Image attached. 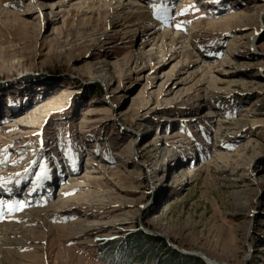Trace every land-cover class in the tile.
Masks as SVG:
<instances>
[{"label":"rangeland","instance_id":"1","mask_svg":"<svg viewBox=\"0 0 264 264\" xmlns=\"http://www.w3.org/2000/svg\"><path fill=\"white\" fill-rule=\"evenodd\" d=\"M137 2L159 32L186 37L190 63L171 50L137 66L155 27H116L115 13L78 0H0L18 17L0 14V192L22 211L74 198L4 252L31 253L21 264H106L101 249L141 229L227 264H264V0ZM202 63L217 80L206 89ZM68 174L83 186L65 193ZM10 208L0 226L22 213Z\"/></svg>","mask_w":264,"mask_h":264},{"label":"bare ground","instance_id":"2","mask_svg":"<svg viewBox=\"0 0 264 264\" xmlns=\"http://www.w3.org/2000/svg\"><path fill=\"white\" fill-rule=\"evenodd\" d=\"M36 1L37 0H30V2H36ZM137 1L138 0H78L79 4H77L76 7L81 8V10H82V8H84V10L85 9L89 10L91 13H96L98 16L103 15L102 14L103 11L105 13V16L110 15V17H112L113 14L115 13V15L117 16V21L120 22V23H116L117 24L116 27H119V26L120 27L122 26L125 28L134 27V29L135 28L139 29V27H140L139 30L144 32V30H146L147 27L154 26L155 30L149 31L148 35L146 34L147 38L143 43V45H144L143 48L141 50L139 49L137 51V53L134 54L133 60H134V64H136L137 66H138V63L140 61L145 63L146 61H150L151 59H154L157 57L161 59L162 56H167L168 53L171 52V50H173L172 51L173 54L171 52V55L180 57V59L183 60L184 62L190 63V59H191L190 55L191 54H189L187 49H186L187 45H188L187 43L185 44L186 37L182 34H177V33H174L172 31H167L166 29H165L166 31L159 32V30L162 28V25L159 23H158V25H156V24L152 25L150 23L149 13L147 12L146 7L138 4ZM62 3H65V1L64 2L62 1ZM51 7L52 8H50L49 13H54V10H53L54 6L52 5ZM111 9H112L111 12H113L112 15L110 14ZM0 14H4L5 16L6 15L7 16L12 15L14 18H18L16 13L11 12V10H7L5 8H2V6H0ZM41 14L43 15V13H41ZM244 17H246V16L243 15L242 19H244ZM117 21L114 20L113 22H117ZM122 29L116 28V30H114V32H113L114 34L106 33L105 39L107 40V39L114 38L116 36V34H119L122 32ZM149 45H150V48L146 49ZM160 62H162V60H160ZM103 65L107 66V63L103 64ZM212 68H213V66H211L209 64H205V63H202V65L200 67H198V70L200 72H203V75H204L203 78L206 79V86H204V88L205 87L208 88L207 85H211V86L214 85L215 81H217L216 79L214 80V78L212 76L208 77L209 76L208 75L207 77H205V75L209 74V72L212 71ZM204 79H200L197 82V85L203 84L202 81ZM245 112L249 113L250 110L247 108V110H245ZM262 123H263L262 118L254 117L251 119V125H253V126L254 125L255 126L260 125ZM20 128H21V126L19 125V129ZM21 130L22 129H20V131ZM131 149H132L131 146L126 144L123 147V149L121 151L122 153H120V156L123 153H129L131 151ZM214 156H215L214 158H217V159H224L225 158V155L222 153H218V154L216 153V155H214ZM58 163L61 164V162H58ZM127 163H130V161H128ZM64 168H65V165L63 166V169ZM85 170H86V172L84 173L83 177H84V179L89 180V178H92V177L87 176V173L92 174L93 171H91L90 169H87V168ZM46 172L47 171H45V173ZM183 174L186 175V172H184ZM68 175H70V174H68ZM44 176L45 177L41 180V183L37 187L38 190H41L42 184L46 183L45 186H43L44 189H42L43 194L47 193V191L50 192V190L52 189L53 182H54V179L53 180L51 179L50 174L44 175ZM68 177H69V180L66 181L68 183H65L63 192L67 193L69 191V189H74L77 187L80 188L81 186H83L80 184L78 185V182L75 179H73L71 175ZM58 180L59 179H57L56 182ZM48 181L49 182L52 181V182L50 184H48ZM47 185L49 186L50 189L46 188ZM0 189H2V188H0ZM4 189L5 188H3V190ZM11 190H12V188H11ZM2 194H3V196H2ZM4 194H6V195H4ZM84 194L85 193H81V195L79 196L78 199L89 200L91 194L89 193L90 196L87 193L85 195ZM7 195L8 196L10 195V191L4 190V192L3 191L0 192V196H1L0 202H2V203H0V210H2L7 205L8 208L11 207L10 209L18 210L22 213H20V215L17 214V216H16L17 220L15 222L8 223V224L6 223V224L0 226V262L2 264H14V263L21 264L22 257L31 256V253H27L23 256V254L19 253V251H14L12 249L13 252L11 251L12 252L11 254H9L10 252H8V254L6 255L4 252L5 250L3 249V246L4 245L8 246L9 243H13V244L18 245V246L21 244L23 245L24 244L23 239L29 238V237H27V236H29L28 234L35 232L34 231L35 225H33L34 223L32 224V222H34L36 220V222H40V223H38V226H42V225L44 226L45 224H47L46 218L44 216H47V215L50 216L53 213H54L53 215L55 216V214L58 212V210L63 209V207H65L67 205V203H69V202L71 203L74 198L69 197L68 199H66L64 201L62 200V201H56V202L53 200L51 201V199H49L50 201L48 200L46 205H44V206L42 205L43 207L41 205H39V207L37 209H29V210L22 211V210H20L22 208V206H20L21 201L19 200V198L17 199V197L11 193V197L9 199L10 201L8 202L7 201L8 200ZM121 221L122 220H118V222H121ZM104 223H105L104 221L97 219V220L90 221L89 226H94L95 228H99V226L104 225ZM37 234L39 236L42 235L41 232H39ZM12 235L16 236V238L15 239L12 238L13 237ZM35 236H31V237H35ZM41 238H42V236H41ZM37 254L38 253L33 254V257L36 258L38 256L40 258V255L39 254L37 255ZM214 264H217V263H214Z\"/></svg>","mask_w":264,"mask_h":264},{"label":"trees","instance_id":"3","mask_svg":"<svg viewBox=\"0 0 264 264\" xmlns=\"http://www.w3.org/2000/svg\"><path fill=\"white\" fill-rule=\"evenodd\" d=\"M123 241L120 248L106 246L101 251L106 264H205L201 258L184 254L171 247L165 239L144 233ZM123 250H126L125 252ZM135 250V252H134Z\"/></svg>","mask_w":264,"mask_h":264},{"label":"water","instance_id":"4","mask_svg":"<svg viewBox=\"0 0 264 264\" xmlns=\"http://www.w3.org/2000/svg\"><path fill=\"white\" fill-rule=\"evenodd\" d=\"M146 231H151V230H148L146 229ZM150 233V232H149ZM154 234H158V233H154ZM162 236V235H161ZM166 241L167 243L173 247L174 249L178 250L179 252H182L184 254H191V255H194V256H198L200 258H203L208 264H214V263H217V264H227L223 261H218V260H215V259H211L209 258L208 256H206L205 254L201 253V252H198V251H188V250H185L181 247H179L177 244H175L173 241L170 240V238L168 236H165L163 235L162 236Z\"/></svg>","mask_w":264,"mask_h":264},{"label":"snow or ice","instance_id":"5","mask_svg":"<svg viewBox=\"0 0 264 264\" xmlns=\"http://www.w3.org/2000/svg\"><path fill=\"white\" fill-rule=\"evenodd\" d=\"M0 203H2V202H0Z\"/></svg>","mask_w":264,"mask_h":264}]
</instances>
